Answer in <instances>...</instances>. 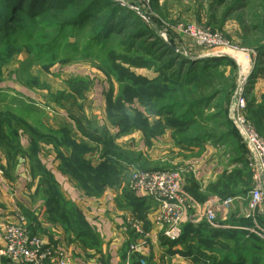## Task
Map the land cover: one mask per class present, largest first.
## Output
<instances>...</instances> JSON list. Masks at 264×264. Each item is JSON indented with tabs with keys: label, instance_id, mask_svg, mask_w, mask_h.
Returning a JSON list of instances; mask_svg holds the SVG:
<instances>
[{
	"label": "trees",
	"instance_id": "16d2710c",
	"mask_svg": "<svg viewBox=\"0 0 264 264\" xmlns=\"http://www.w3.org/2000/svg\"><path fill=\"white\" fill-rule=\"evenodd\" d=\"M246 1L233 0L232 9H241ZM257 28L255 24L253 31ZM74 30L84 34L79 55L97 60L98 69L110 83L119 84L117 92L110 86L105 94L106 120L99 122L84 114L82 101L88 85L82 77L68 78L66 89L51 95L58 105L67 108L70 123L59 127L31 119L28 112L33 109V101L26 104L14 97L12 104L19 105L15 108L12 104L5 105L0 97V150L10 169L20 163L26 166L31 179L37 180L34 197L44 202L36 211L23 212L31 235H42L57 245V228H41L39 217L43 214L51 224H59L68 237H74L84 250L102 245L96 228L75 202L65 198L61 183L43 162L44 144L56 150L57 170L86 197H100L108 188H121L125 167L173 168L166 163L162 165L164 168L159 165L148 169L141 163L143 153L121 147L117 143L120 137L139 132L146 146L151 147L154 141L168 134L175 147L191 152L201 151L211 142L232 144V170H224L204 189L188 178L185 189L201 203L210 196L223 200L246 193L243 176L249 174L244 154L247 149L226 108L236 87L234 70L226 75V70L221 68L235 67L233 60L226 55L191 58L174 50L118 1L0 0V82L2 67L23 47L30 50L37 64L52 65L46 56ZM67 47L78 51L77 43L68 42ZM257 49L259 59L264 57V43ZM135 67L155 74L151 77L138 74L132 69ZM221 97L223 101L216 106V113L200 114L205 105ZM262 100L261 103L257 99L248 101V117L252 116L258 132L264 136ZM144 200L148 201L127 188L117 198L119 206L139 212L142 218L146 217L142 212ZM238 221L228 224L220 220V226L211 227L206 222L196 224L190 220L183 225L178 239L161 236L160 242L171 254L179 253L190 264H264V240L253 233L247 235L243 229L229 227L238 228L241 222ZM225 241L235 244L225 249L215 246ZM137 259L138 255L134 264H139ZM102 262L109 264L108 259L102 258Z\"/></svg>",
	"mask_w": 264,
	"mask_h": 264
},
{
	"label": "rangeland",
	"instance_id": "374dc122",
	"mask_svg": "<svg viewBox=\"0 0 264 264\" xmlns=\"http://www.w3.org/2000/svg\"><path fill=\"white\" fill-rule=\"evenodd\" d=\"M122 1L124 2L121 3L123 6L137 15L146 25L154 30L155 35L157 34L164 39L174 48V50H177L191 58L199 57L198 55L201 54L202 57L210 56L213 55V52H218L219 54L230 57L231 60H233L235 67H225V65H223L221 68L226 70V75H229L230 70H234L233 78L235 80L236 87L232 97L238 87L242 85L244 75L248 73L249 82L244 88L248 101L251 103L254 99H257L255 94H253V76L254 78H258V76L264 78L262 77L264 76V57L259 59L257 52L258 46L264 43V0H247L246 3H244V7L236 11L232 9V6H234L232 5L233 0H150L149 4H146V1L143 0ZM255 24L258 25V28L253 31V26ZM187 26H196L201 30L218 32L221 34L222 40L227 43V46L213 49H207L199 46L193 41L194 39L184 32ZM246 29H248V31H246ZM66 40L67 42H62ZM62 41L55 46L52 54L46 56V58H49L48 60H51L50 63L52 64L48 67H43V64L41 63L37 64L36 61L33 60V55L30 50L25 47L13 55L11 60L2 67L3 73L2 81L0 82V97L3 98V103L5 105L12 104L13 101L11 99L14 97L17 98V101L21 100L26 104L33 101V109L28 112L31 119H40L53 127L67 125L70 123L66 115L68 114L67 108L65 109L58 105L57 101L54 100L51 95L65 90V80L68 78L82 77L88 85V90H86L84 94L85 99L82 101L84 114L92 118V120L95 119L99 122H103L104 118L102 114L103 108L105 107V94L110 86L113 87L115 92H117L119 90V84L116 81L110 83L108 77L100 69H98L99 63H97V60L85 55H79V49L84 46V34L82 32L75 30L73 32L71 31L67 35L66 39ZM26 42L28 41H25V43ZM68 42L77 43L78 51H75L71 47H67ZM196 51L200 53H197ZM132 69L138 74H143L149 77L155 74L152 70L142 67H135ZM115 79L116 78H113L112 80ZM263 98L264 94L262 95V99ZM222 101L223 99L221 97L214 100L210 104L205 105L200 114L203 113L207 116L208 114L216 113V106L221 104ZM48 103L49 106H47ZM11 106L19 108L18 104H12ZM228 106L229 104H227L226 108ZM248 118L253 123V118L250 114ZM219 122H223V120H219ZM231 124L236 129L232 122ZM240 140L243 144L242 138ZM23 142L24 144H27L26 137L24 136ZM117 143L124 149H130V151L133 149L130 147V141L122 139V141L118 140ZM206 144H210L211 147L216 149V155L218 156L222 167H225L224 170L233 169V166H231V154H233L231 149L233 148V145L231 143V145H226L225 143L216 144L215 142ZM154 148L155 149L153 150H149L151 152H147V154L144 155L145 157L143 156L142 158L141 163H143L148 169H152L155 165L162 166V164L159 163V160L155 161L153 159L160 156V153L155 151L160 148ZM201 151H198V153L192 151L188 154L189 156H196L193 158L196 159L199 156V153H202ZM56 154V150H54L52 146L43 145L41 157L48 168L52 169L54 172H56L55 170L57 169L54 170L53 167L56 165L57 168V165L59 164ZM186 154L182 155L180 152H177L174 155L172 154L171 158H175V161L177 158L180 159L183 157V160H185L186 157L184 156H188V154ZM244 154L247 158V151H245ZM95 155H97V153ZM176 164L179 165V163ZM176 167H173L171 170H179L183 174L182 169L180 167ZM24 168H26V166L23 163H20L19 169L24 170ZM134 168V166L125 167L123 172V184L121 187H123L122 189L127 188L129 192H133L130 188V183L132 179V170ZM249 169L248 176L245 178L243 176V189H245L246 193L241 198H238L241 204L239 201L237 202L239 206H241L242 210L237 217H235L233 213L232 216L227 219H223L220 211H217L216 217L212 222H209L203 216L201 220L193 221V223L197 224L200 222H206L211 227H217L220 226V220H226L228 224H232L233 222L231 221L233 220H239L241 222L238 225V228H234V226L231 225L225 226H229L233 230L243 229L247 232V235L249 233H253L255 236L264 240V237L260 235H264V231L261 228H264V218L262 215H258V217L254 220L252 218H247V214L250 212V197L254 187L253 172ZM29 178L31 184L34 182L37 185V180H32L31 176H29ZM185 179L187 180L188 176H185ZM250 179L251 183H249ZM58 180L62 186H64L63 181L59 178ZM27 187L29 188L28 185ZM61 188H63L62 191H64L63 195L65 198L70 200V197L66 193V187L64 186ZM149 202L150 205L154 207L150 210L146 211L144 209V211H142L146 215L145 218H142L137 211H130L129 207L124 208L119 205L117 206V211H121V218L125 224L123 228L125 229L126 234V242H124L118 250L120 258L119 264H134L135 256L137 255V261L139 264H141L142 260H145L147 264H149L148 253L152 248V244L149 240V233L144 226V222L151 225L152 221H150L149 218H152L156 212V203L152 200ZM206 202L208 201H205L204 203ZM190 212V214L193 215L192 213H194L195 210L192 209ZM236 213L238 214V211ZM190 214L184 217V223L182 222L181 229L187 221L191 220ZM247 220L251 221V223ZM131 223H142L145 233L139 234ZM55 225H58L62 229L59 224ZM37 231L39 230L37 229L35 232L37 233ZM237 233L242 235L240 232ZM157 235L159 241L161 236L167 237L163 228L159 233H157ZM69 239L71 241L74 237L71 236ZM144 244H149L147 252L144 251V254H142L140 251H135V247L138 245L143 246ZM234 244L235 242L225 241V243H215V246L220 249H225L226 246L230 247ZM0 263L5 264V262L1 259Z\"/></svg>",
	"mask_w": 264,
	"mask_h": 264
},
{
	"label": "crops",
	"instance_id": "0c3cea01",
	"mask_svg": "<svg viewBox=\"0 0 264 264\" xmlns=\"http://www.w3.org/2000/svg\"><path fill=\"white\" fill-rule=\"evenodd\" d=\"M201 55L198 56L202 57ZM253 94H255V97L257 98V103H261L262 95L264 94V78L259 76L258 78L253 77ZM102 116L104 120H106L105 107L103 108ZM122 139L130 141V147L141 151L143 156L146 155L147 152H151L149 150L155 149L154 147L160 148L155 150L157 153H160V156L153 159L155 161L159 160V163L162 165L169 163L166 165L180 167L184 174L183 181L185 186L188 182V179L186 180L185 176H188V178H193L194 181H196L200 187L204 189L208 184L216 181L225 169V167H222L219 162V158L215 152L216 149L211 147L210 144H205L201 151L202 153H199V156L196 159H193L196 156H189L188 153L191 151L187 152L175 147L168 134L164 135L161 139L154 141L151 147L146 146L142 135L139 132H134L130 135L120 137L117 141H122ZM194 151L195 153H198L199 150L195 149ZM177 152H180L182 155L187 153L188 156H184L186 157L185 160H183L182 157L180 158L181 160L177 158L174 161L175 158H171V155H174ZM176 163H179V165ZM189 167L192 168V171L188 170ZM53 169H57L56 165ZM55 171L56 172H53L57 179L59 178L63 181V184L66 187V193L70 197V200L75 202L79 209L85 214L89 222L96 228L102 239V245L95 249L84 250L78 242H75L74 240L71 242L67 234H65V232L58 225L48 222L43 214L39 217L42 228L44 230H48V228L53 227L57 228L55 240L58 241L60 246L67 247L71 251L68 264H103L102 258L103 260L108 259L109 264H119L120 258L118 250L121 245L126 242L125 229L123 228L125 224L121 218V211H117V198L122 194L123 187L119 189L108 188L100 197H86L71 181L68 180V178L63 176L60 171ZM30 182L31 181L26 168H24V170H20L18 166L14 169H10L0 150V249L4 247V242L1 237V229L4 224L14 220L15 215L19 212L23 213L24 210L36 211L43 206V200L40 197H34L36 184L34 182L31 184ZM253 185H255L254 179ZM64 186L61 184V187ZM241 197V195L233 197L234 202L228 209L222 208L219 205L222 199L218 196H210L207 201L213 204L216 211H220L223 219H227L232 216L233 213L235 217H237V215L241 212V206H239L237 202L239 201L238 198ZM145 199L148 201L144 200L142 208L146 211L152 209L154 206L150 205L149 202L152 199ZM239 203L241 204L240 201ZM130 211H133V209L130 208ZM237 211L238 214L236 213ZM149 219L152 221L151 225L144 222V226L149 233V240L152 244V248L148 253L149 264H189L190 262L188 259L179 253L171 254L167 247L161 244L157 233H159L162 228L161 226L154 224L152 218ZM148 247L149 244H144L142 246L141 253L144 254V251L147 252Z\"/></svg>",
	"mask_w": 264,
	"mask_h": 264
},
{
	"label": "built area",
	"instance_id": "2783aa9c",
	"mask_svg": "<svg viewBox=\"0 0 264 264\" xmlns=\"http://www.w3.org/2000/svg\"><path fill=\"white\" fill-rule=\"evenodd\" d=\"M124 3L122 0H115ZM146 1L149 4L150 0ZM193 41L204 48L226 47L221 34L210 30H201L196 26H187L184 31ZM213 55L220 56L218 52ZM249 74L244 75L242 85L238 87L228 106V118L238 130L247 149V164L253 172L255 185L250 197V212L247 218L253 220L262 215L264 218V136L248 118V98L245 85ZM244 85V86H243ZM193 167V166H192ZM192 171V168H188ZM183 172V171H182ZM131 190L139 197L149 198L156 203V212L152 220L164 229L166 236L176 240L181 234L184 217L191 215L192 221L201 220L204 216L209 222L216 217V209L209 201L200 203L185 189L183 174L179 170H144L134 168L130 183ZM234 202L233 197L220 201L222 208L228 209ZM130 221V220H128ZM139 234H144L142 223H131ZM259 228V227H258ZM264 231V228L261 227ZM261 230V231H262ZM264 237L263 234H260ZM4 247L0 249V259L12 264H68L71 251L67 247L52 245L42 235H31L27 228L26 217L17 213L14 220L4 224L1 229ZM142 251V246L135 247ZM2 264V263H0ZM141 264H147L145 260Z\"/></svg>",
	"mask_w": 264,
	"mask_h": 264
}]
</instances>
